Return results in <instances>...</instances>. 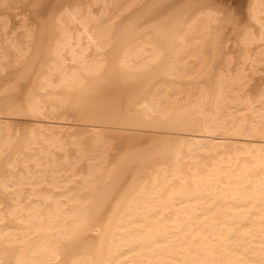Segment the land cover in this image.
I'll return each mask as SVG.
<instances>
[{
    "label": "bare ground",
    "instance_id": "obj_1",
    "mask_svg": "<svg viewBox=\"0 0 264 264\" xmlns=\"http://www.w3.org/2000/svg\"><path fill=\"white\" fill-rule=\"evenodd\" d=\"M262 158L264 0H0V264L259 260Z\"/></svg>",
    "mask_w": 264,
    "mask_h": 264
},
{
    "label": "snow or ice",
    "instance_id": "obj_2",
    "mask_svg": "<svg viewBox=\"0 0 264 264\" xmlns=\"http://www.w3.org/2000/svg\"><path fill=\"white\" fill-rule=\"evenodd\" d=\"M261 183L259 187V195H260V207L261 209H264V158H262L261 162ZM217 199H213V193L211 191L205 193V199L212 202L213 206H216V204L219 202V199L222 198V193H217ZM252 200L251 197H248L244 201L245 208H247V205L251 204ZM238 209L239 215L233 219L231 230L228 233L227 237V244L229 249L231 250V253L234 255L235 252L241 251L247 247L249 244V240L245 237L243 233V229L247 226L245 221H249L251 218V215L253 213L246 212L245 210L240 208L239 204L235 205ZM262 225V231H264V218L260 221ZM195 230V225L193 226ZM206 231V229H203ZM261 244L262 247L260 249L261 253H264V236L261 237ZM116 264H119V262H116ZM168 264H233L232 261H218L215 259H210L207 261H197V260H189V261H183V260H176V261H169ZM235 264H264V255L259 260H251L250 258H247V252H245V258H241L240 260L236 261Z\"/></svg>",
    "mask_w": 264,
    "mask_h": 264
}]
</instances>
